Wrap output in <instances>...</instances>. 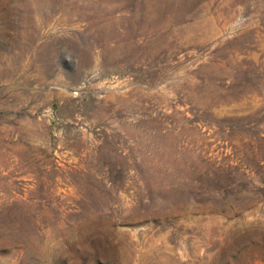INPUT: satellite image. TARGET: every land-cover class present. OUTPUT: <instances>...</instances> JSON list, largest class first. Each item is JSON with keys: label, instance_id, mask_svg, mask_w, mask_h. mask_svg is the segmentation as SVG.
Listing matches in <instances>:
<instances>
[{"label": "rangeland", "instance_id": "obj_1", "mask_svg": "<svg viewBox=\"0 0 264 264\" xmlns=\"http://www.w3.org/2000/svg\"><path fill=\"white\" fill-rule=\"evenodd\" d=\"M264 0H0V264H264Z\"/></svg>", "mask_w": 264, "mask_h": 264}, {"label": "trees", "instance_id": "obj_2", "mask_svg": "<svg viewBox=\"0 0 264 264\" xmlns=\"http://www.w3.org/2000/svg\"><path fill=\"white\" fill-rule=\"evenodd\" d=\"M262 168L264 169V164H262ZM261 183L264 184V181L262 180Z\"/></svg>", "mask_w": 264, "mask_h": 264}]
</instances>
